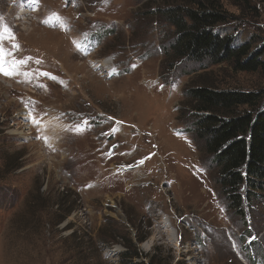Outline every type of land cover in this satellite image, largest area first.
I'll return each mask as SVG.
<instances>
[{
	"label": "rangeland",
	"instance_id": "1",
	"mask_svg": "<svg viewBox=\"0 0 264 264\" xmlns=\"http://www.w3.org/2000/svg\"><path fill=\"white\" fill-rule=\"evenodd\" d=\"M222 2L216 32L264 53V1ZM167 4L0 0V264H120L127 234L145 264H264V193L231 208L188 97L260 111L264 74L175 59Z\"/></svg>",
	"mask_w": 264,
	"mask_h": 264
},
{
	"label": "trees",
	"instance_id": "2",
	"mask_svg": "<svg viewBox=\"0 0 264 264\" xmlns=\"http://www.w3.org/2000/svg\"><path fill=\"white\" fill-rule=\"evenodd\" d=\"M226 1L242 6L241 11L250 9L248 0ZM159 13L175 29L171 46L175 59L210 61L212 65L226 63L239 72L264 74V53L253 51L250 43L236 45L235 38L216 32V28L233 19L222 0H168L166 8ZM188 97L193 110L202 113L195 122L197 138L213 157L231 208L245 217L246 197L253 204L264 193V109L257 110L260 93L218 90L203 84L191 88ZM70 213L61 215L56 225L66 221ZM147 238V233L138 231V244ZM249 239L251 246L257 237ZM123 241L126 250L120 255V264H145L133 238L127 234ZM155 260L151 256L147 264H155Z\"/></svg>",
	"mask_w": 264,
	"mask_h": 264
},
{
	"label": "bare ground",
	"instance_id": "3",
	"mask_svg": "<svg viewBox=\"0 0 264 264\" xmlns=\"http://www.w3.org/2000/svg\"><path fill=\"white\" fill-rule=\"evenodd\" d=\"M105 65H106V64H105ZM105 65H104L103 67H105V68H106V66H105Z\"/></svg>",
	"mask_w": 264,
	"mask_h": 264
}]
</instances>
